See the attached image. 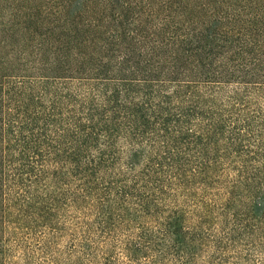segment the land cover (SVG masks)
Returning <instances> with one entry per match:
<instances>
[{"label": "trees", "instance_id": "16d2710c", "mask_svg": "<svg viewBox=\"0 0 264 264\" xmlns=\"http://www.w3.org/2000/svg\"><path fill=\"white\" fill-rule=\"evenodd\" d=\"M263 243L264 0H0V264Z\"/></svg>", "mask_w": 264, "mask_h": 264}, {"label": "rangeland", "instance_id": "374dc122", "mask_svg": "<svg viewBox=\"0 0 264 264\" xmlns=\"http://www.w3.org/2000/svg\"><path fill=\"white\" fill-rule=\"evenodd\" d=\"M220 224L218 223L217 225H215V227H214V229H213V231L211 230V232L212 233H217V232H219V229H218V226H219ZM218 230V231H217ZM218 234H216L215 235V238L214 239H216V236H217ZM264 244V243H263ZM261 252L262 253H264V248L262 247V249H261ZM261 252H260V254H261ZM207 256V252L206 253H204L201 257H200V259L198 260V264H202V262H203V260L205 259V257ZM246 264V263H245ZM247 264H253V262H249V263H247ZM256 264V263H255Z\"/></svg>", "mask_w": 264, "mask_h": 264}]
</instances>
